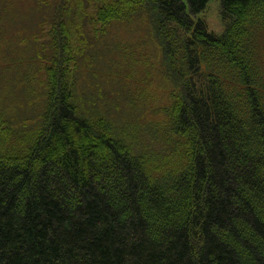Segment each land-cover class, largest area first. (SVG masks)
<instances>
[{
    "label": "trees",
    "instance_id": "obj_1",
    "mask_svg": "<svg viewBox=\"0 0 264 264\" xmlns=\"http://www.w3.org/2000/svg\"><path fill=\"white\" fill-rule=\"evenodd\" d=\"M210 1L55 2L37 128L0 109V264H264V0H220V35ZM144 14L182 92L155 155L74 87L89 37Z\"/></svg>",
    "mask_w": 264,
    "mask_h": 264
},
{
    "label": "rangeland",
    "instance_id": "obj_2",
    "mask_svg": "<svg viewBox=\"0 0 264 264\" xmlns=\"http://www.w3.org/2000/svg\"><path fill=\"white\" fill-rule=\"evenodd\" d=\"M58 1L0 0V109L15 126H28L25 132L37 128L44 111L41 61L49 52L51 36L46 34ZM147 18L134 16L130 22L113 23L97 39L90 36L74 87L83 111L104 117L115 137L135 153L155 155L169 153L166 109L182 92L167 76L165 55ZM199 19L210 32L222 34L220 0H211ZM261 48L264 55V36Z\"/></svg>",
    "mask_w": 264,
    "mask_h": 264
}]
</instances>
